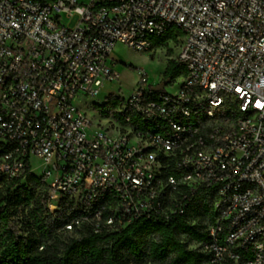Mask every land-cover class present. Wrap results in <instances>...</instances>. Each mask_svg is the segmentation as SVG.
I'll return each mask as SVG.
<instances>
[{
  "label": "built area",
  "instance_id": "obj_1",
  "mask_svg": "<svg viewBox=\"0 0 264 264\" xmlns=\"http://www.w3.org/2000/svg\"><path fill=\"white\" fill-rule=\"evenodd\" d=\"M79 1L0 0V180L37 158L42 207L78 214L63 233L95 235L168 224L215 187L202 252L264 264V0ZM171 29L175 92L136 71L106 116L79 108L119 81L117 44L150 53Z\"/></svg>",
  "mask_w": 264,
  "mask_h": 264
},
{
  "label": "trees",
  "instance_id": "obj_2",
  "mask_svg": "<svg viewBox=\"0 0 264 264\" xmlns=\"http://www.w3.org/2000/svg\"><path fill=\"white\" fill-rule=\"evenodd\" d=\"M176 31L152 38L153 48H167ZM166 54L162 79L172 82L186 71L170 58L171 48ZM106 109L101 106L99 114L106 116ZM29 170L27 163L20 177L0 180V264H210L201 245L209 241L207 228L217 219L215 187L198 191L168 224L138 220L110 235L86 228L65 234L63 226L78 214L66 206L47 212L38 199L40 181Z\"/></svg>",
  "mask_w": 264,
  "mask_h": 264
},
{
  "label": "rangeland",
  "instance_id": "obj_3",
  "mask_svg": "<svg viewBox=\"0 0 264 264\" xmlns=\"http://www.w3.org/2000/svg\"><path fill=\"white\" fill-rule=\"evenodd\" d=\"M84 1H79L81 5ZM60 21L73 27L77 21V17L69 21L64 13L60 17ZM153 43V39H152ZM170 49L161 47L153 49L150 53L134 51L122 44H117L112 53L111 61L115 63L114 69L120 74V79L114 84H108L101 89L98 97L93 99H82L79 108L90 118L97 119L99 116V109L101 106H109L111 101L118 99H125L129 96L132 89L137 82L136 71H141L147 75L150 84H158L163 76V70L168 61L167 50ZM172 56L176 53V48H171ZM182 76L176 78L173 82L168 84L164 90L167 92H175ZM108 108V107H107ZM31 166L33 173L39 176L42 173L41 161L37 158L31 159Z\"/></svg>",
  "mask_w": 264,
  "mask_h": 264
},
{
  "label": "water",
  "instance_id": "obj_4",
  "mask_svg": "<svg viewBox=\"0 0 264 264\" xmlns=\"http://www.w3.org/2000/svg\"><path fill=\"white\" fill-rule=\"evenodd\" d=\"M168 83L169 80H162L160 83L157 84V86L154 87V91H161Z\"/></svg>",
  "mask_w": 264,
  "mask_h": 264
},
{
  "label": "flooded vegetation",
  "instance_id": "obj_5",
  "mask_svg": "<svg viewBox=\"0 0 264 264\" xmlns=\"http://www.w3.org/2000/svg\"><path fill=\"white\" fill-rule=\"evenodd\" d=\"M162 80H163V79H162ZM162 80H161V81H162Z\"/></svg>",
  "mask_w": 264,
  "mask_h": 264
}]
</instances>
